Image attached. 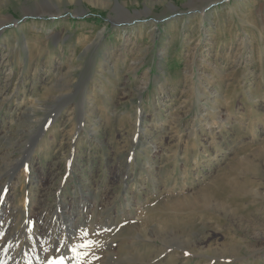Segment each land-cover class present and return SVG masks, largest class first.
Wrapping results in <instances>:
<instances>
[{"label":"rangeland","instance_id":"374dc122","mask_svg":"<svg viewBox=\"0 0 264 264\" xmlns=\"http://www.w3.org/2000/svg\"><path fill=\"white\" fill-rule=\"evenodd\" d=\"M61 257L264 264V0H0V264Z\"/></svg>","mask_w":264,"mask_h":264},{"label":"snow or ice","instance_id":"6c2138e0","mask_svg":"<svg viewBox=\"0 0 264 264\" xmlns=\"http://www.w3.org/2000/svg\"><path fill=\"white\" fill-rule=\"evenodd\" d=\"M49 264H64V260H63V258L61 257V258L58 259V260H52V261H50Z\"/></svg>","mask_w":264,"mask_h":264},{"label":"bare ground","instance_id":"6f19581e","mask_svg":"<svg viewBox=\"0 0 264 264\" xmlns=\"http://www.w3.org/2000/svg\"><path fill=\"white\" fill-rule=\"evenodd\" d=\"M2 27H4V26H2ZM36 29H37V30H40L39 27H37ZM42 29H43V28H42ZM91 131H93V130H91ZM94 131H95V130H94ZM94 131H93V132H94ZM17 165H18V164H17ZM3 171H4V170H3ZM69 212H70V211H69ZM76 222H77V221H76ZM72 223H73V225H76V223H74V221H73ZM47 242H48V241H47Z\"/></svg>","mask_w":264,"mask_h":264}]
</instances>
